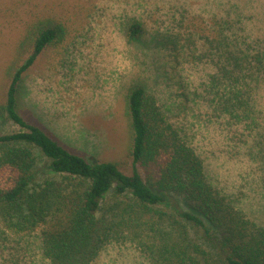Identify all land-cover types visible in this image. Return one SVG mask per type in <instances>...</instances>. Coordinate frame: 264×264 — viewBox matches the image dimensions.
<instances>
[{
  "label": "rangeland",
  "instance_id": "rangeland-1",
  "mask_svg": "<svg viewBox=\"0 0 264 264\" xmlns=\"http://www.w3.org/2000/svg\"><path fill=\"white\" fill-rule=\"evenodd\" d=\"M226 14L241 15L245 33L264 45V0H0V100L27 24L55 20L62 37L22 75L19 114L90 162L120 160L130 173L125 97L142 87L201 159L206 181L236 211L238 226L252 231L264 226V82L237 98L228 93L217 53L203 40ZM133 24L140 26L135 35ZM21 129L0 108V133ZM34 154L38 180L60 178L37 148ZM115 198L122 200L108 194L103 207ZM162 206L164 221L155 227L150 218L144 228L146 247L135 238L113 240L90 264H153L147 245L171 226L187 231L214 264L203 228ZM37 234L0 239V264H48ZM13 246L23 249L24 262L12 257Z\"/></svg>",
  "mask_w": 264,
  "mask_h": 264
},
{
  "label": "trees",
  "instance_id": "trees-1",
  "mask_svg": "<svg viewBox=\"0 0 264 264\" xmlns=\"http://www.w3.org/2000/svg\"><path fill=\"white\" fill-rule=\"evenodd\" d=\"M242 18L226 14L216 20V34L203 37L217 53L225 87L235 98L248 93L251 83L264 82V45L245 33ZM129 31L138 33L139 24ZM62 34L53 19L28 23L6 68L0 108L22 129L0 133V239L38 230L39 248L48 264H90L113 240L135 238L146 247L143 231L148 220L158 226L165 214L160 208L170 204L179 217L203 228L216 252L214 264H264V226L252 231L238 226L236 211L206 181L201 159L142 87H131L125 97L130 173L120 160L90 162L19 114L22 75ZM34 148L59 179H37ZM110 193L122 200L115 198L104 208ZM177 231L171 226L154 239L156 244L147 245L153 264H212L187 231ZM11 248L12 257L22 262L23 249L18 247L20 254L14 251L17 247Z\"/></svg>",
  "mask_w": 264,
  "mask_h": 264
}]
</instances>
